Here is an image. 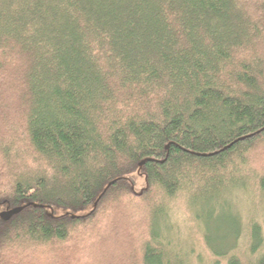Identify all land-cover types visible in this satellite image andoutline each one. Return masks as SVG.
<instances>
[{"label": "trees", "instance_id": "16d2710c", "mask_svg": "<svg viewBox=\"0 0 264 264\" xmlns=\"http://www.w3.org/2000/svg\"><path fill=\"white\" fill-rule=\"evenodd\" d=\"M88 253L264 264V0H0V264Z\"/></svg>", "mask_w": 264, "mask_h": 264}, {"label": "rangeland", "instance_id": "374dc122", "mask_svg": "<svg viewBox=\"0 0 264 264\" xmlns=\"http://www.w3.org/2000/svg\"><path fill=\"white\" fill-rule=\"evenodd\" d=\"M132 179L134 181L135 187L137 189H141L145 185V176L143 174L139 173H134L132 175ZM238 191L236 194H228V198L231 199L230 197H237L238 196ZM237 195V196H236ZM242 195V194H241ZM231 202H234L233 200H230ZM177 206L175 205L174 202H171V207L173 210L169 213V216L172 217L174 221H176L177 225L180 227V241H182V245L188 246V244H193L197 251L201 252L203 251L204 253H208L206 251L205 245H203L202 240H201V235L199 234V228L200 225H196L195 221L191 218V213H188V211L185 209V206L182 205L180 201H177ZM91 208L89 205L88 208H86L83 212L88 211ZM179 239V238H178ZM69 244H74V241H70L66 245ZM90 251L89 249L86 248V252ZM116 252L115 250H113ZM66 253V252H63ZM76 258V259H75ZM75 261H78L80 264H94L91 263V258L88 253L86 256H78L75 254L74 256ZM93 262V261H92Z\"/></svg>", "mask_w": 264, "mask_h": 264}, {"label": "water", "instance_id": "95a60500", "mask_svg": "<svg viewBox=\"0 0 264 264\" xmlns=\"http://www.w3.org/2000/svg\"><path fill=\"white\" fill-rule=\"evenodd\" d=\"M20 209H21L20 207L12 208V209H9V210H7V211H4V212L2 213V215L9 216V215H11L12 213H15V212L19 211Z\"/></svg>", "mask_w": 264, "mask_h": 264}]
</instances>
